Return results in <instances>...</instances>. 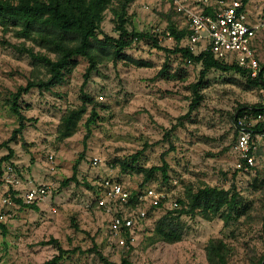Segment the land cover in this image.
I'll use <instances>...</instances> for the list:
<instances>
[{
  "label": "rangeland",
  "instance_id": "rangeland-1",
  "mask_svg": "<svg viewBox=\"0 0 264 264\" xmlns=\"http://www.w3.org/2000/svg\"><path fill=\"white\" fill-rule=\"evenodd\" d=\"M250 8L256 14L254 20L264 21V0L250 1ZM129 18L130 30H158L161 46L168 49L177 46L166 34L169 25L187 30L170 0H138L130 6ZM102 31L118 36L111 9ZM23 42L13 29L8 31L0 24V164L12 152L10 161L3 164L15 166L24 184L22 190L39 184H54L55 189L44 202L35 203L39 210L13 200L9 207L13 218L1 223L7 233L0 234V264H42L59 256L58 245L64 250L59 264H103L98 252L117 264L123 256L132 264H208L206 247L215 238L232 247L230 264L257 263L264 255V135L254 138L256 165L248 172L236 169L234 152V114L241 106L260 103L257 89L246 78L210 72L201 90V105L190 111L192 86L199 81L201 66L172 56L170 67L160 74L167 54L136 42L124 53L149 66L106 61L91 74L85 91L98 104V118L90 127L87 120L92 107L73 137L58 138L63 115L82 104L89 62L80 57L62 84L50 91L32 89L23 96L22 112L30 121L10 141L20 124L8 100L35 76L46 78L41 68L33 74L32 60L21 49ZM25 43L27 48L41 51L33 42ZM186 44L183 40L180 46ZM255 49L264 64V31L258 35ZM137 154L134 162L132 157ZM96 157L102 160L97 167L93 165ZM165 163L167 181L161 173L145 181L141 170L164 167ZM75 166L76 181L64 185L73 177ZM107 178L131 192L141 184L156 188L178 202L184 200L188 188L232 189L239 195L242 216L225 224L220 218L208 221L199 214L179 217L174 213L170 220L179 224L182 238L165 243L154 236L157 223L168 212L182 208L179 203L178 209H172L168 201L151 210L137 226L133 245L119 248L108 233L111 216L94 205L99 185ZM2 195L0 190V211ZM54 240L58 245L48 243Z\"/></svg>",
  "mask_w": 264,
  "mask_h": 264
},
{
  "label": "trees",
  "instance_id": "trees-1",
  "mask_svg": "<svg viewBox=\"0 0 264 264\" xmlns=\"http://www.w3.org/2000/svg\"><path fill=\"white\" fill-rule=\"evenodd\" d=\"M138 0H0V24L8 31L13 29L16 37L23 40L22 51L32 60L34 67L33 74L40 73V68L45 70L46 78L42 79L38 75L35 79L28 81L26 86H21L16 93L8 100L11 112L19 119V128L14 131V141L18 134L25 129L26 122L30 120L22 112L21 101L24 95L32 89L39 91H50L52 88L63 83L66 74L70 73L78 65L77 58H85L89 62V68L85 75L84 86L81 89V106L68 110L62 117L58 129V138L66 140L73 137L80 123L92 107L91 115L87 120L90 127L98 118L97 102L95 98L85 91L91 74L98 70L99 65L106 61L118 63L128 60L138 67H147L148 63L136 61L127 56L124 51L131 47L133 43L145 42L152 49L167 54L166 62L160 74H164L170 67V58L180 56L185 63H193L201 66L199 81L192 86L194 98L190 104V111L197 109L202 102L201 90L206 83L208 74L212 71H219L224 74L234 73L246 78L256 89L261 85V81L253 80L249 73L236 63H228L224 60H217L210 51L194 54L187 47H181L180 43L187 37L188 31H179L174 24L168 27L169 36L175 39L177 46L168 49L160 44V34L158 32H139L130 30L129 9ZM249 0H245L248 3ZM114 14L115 32L118 36H112L102 31V24L108 10ZM206 9V13H208ZM33 42L41 51L36 52L34 48H27L25 42ZM246 114L264 115V106L261 103L255 106H241L234 114L233 119ZM264 135V122L253 127V137ZM87 138V137H86ZM9 156L1 160L0 167L4 162H9ZM139 154L132 157L137 161ZM128 162H124L126 167ZM129 166V165H128ZM130 168H133L129 166ZM134 169V168H133ZM74 175L67 180L64 185L76 181L77 166L74 167ZM145 181H150L153 176L161 173L164 181L168 180L167 164L164 167H153L141 170ZM144 185L141 184V188ZM18 204H22L21 199H14ZM182 205L180 210L168 212L162 217L155 228L154 236L158 241L165 243H176L182 238V231L174 223L172 215L179 214L195 216L201 215L204 219L212 221L216 218L222 219L228 224L234 218L241 217L240 198L232 189H221L209 185H203L198 189L188 188L184 200H180ZM33 210H39L35 203L26 205ZM264 229V224H263ZM6 234L7 228L0 223V234ZM58 245L57 241H51ZM59 256L42 264H59L63 259L64 250L58 245ZM233 252L232 247L223 239L215 238L208 242L206 247V257L208 264H230V257ZM98 257L103 264L112 263L102 253L98 252ZM120 264H132L128 257L123 256ZM256 264H264V255Z\"/></svg>",
  "mask_w": 264,
  "mask_h": 264
},
{
  "label": "built area",
  "instance_id": "built-area-1",
  "mask_svg": "<svg viewBox=\"0 0 264 264\" xmlns=\"http://www.w3.org/2000/svg\"><path fill=\"white\" fill-rule=\"evenodd\" d=\"M174 12L180 16L188 31L184 39L194 54L210 51L215 59L236 63L249 73L253 80H260L257 89L260 103L264 106V64L256 55V40L264 31V21H252L245 0H170ZM208 9V13H206ZM157 32L158 30H154ZM169 35V33H167ZM264 122V115L246 114L234 120L237 140L234 152L238 156L236 169L248 172L256 165V150L253 127ZM94 166L102 165L100 158L93 159ZM177 184V182H174ZM24 184L11 164L0 167V190H3L0 223L13 218L9 209L14 199L33 204L44 202L53 194L54 184H39L22 190ZM170 202L172 209H178L177 199L153 187L129 191L111 178L101 182L94 201L96 208L111 216L108 233L119 248L136 242V230L151 210Z\"/></svg>",
  "mask_w": 264,
  "mask_h": 264
},
{
  "label": "crops",
  "instance_id": "crops-1",
  "mask_svg": "<svg viewBox=\"0 0 264 264\" xmlns=\"http://www.w3.org/2000/svg\"><path fill=\"white\" fill-rule=\"evenodd\" d=\"M250 1L252 2V0H249V2L247 3L248 4V9H249V11H250V13H251V19H252V21H255L254 19V17L256 16V14H254V10H251V8H250Z\"/></svg>",
  "mask_w": 264,
  "mask_h": 264
}]
</instances>
